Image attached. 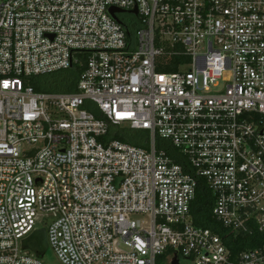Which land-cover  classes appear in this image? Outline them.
Wrapping results in <instances>:
<instances>
[{
    "label": "built area",
    "instance_id": "obj_1",
    "mask_svg": "<svg viewBox=\"0 0 264 264\" xmlns=\"http://www.w3.org/2000/svg\"><path fill=\"white\" fill-rule=\"evenodd\" d=\"M75 65L77 92L34 89ZM202 188L264 235V0H0V264H47L42 229L61 264H264L196 225Z\"/></svg>",
    "mask_w": 264,
    "mask_h": 264
},
{
    "label": "trees",
    "instance_id": "obj_2",
    "mask_svg": "<svg viewBox=\"0 0 264 264\" xmlns=\"http://www.w3.org/2000/svg\"><path fill=\"white\" fill-rule=\"evenodd\" d=\"M86 60V57H82ZM187 62V58L180 57L171 60L172 66L167 68H160L159 71L163 73H175L178 71L177 66L180 63ZM83 71V66L75 65L73 68L63 71H58L48 75L38 76L32 79V85L37 92L47 93H75L78 91V79ZM87 108L94 114L99 116V111L92 103L87 104ZM125 130H128L126 132ZM116 139L123 142L130 143L134 146L147 148L146 139L147 134L139 131L133 133L129 129H121L117 132ZM160 148L166 149L180 163L182 159L177 158L176 151L173 150L168 143L163 140L158 141ZM213 200L206 188L200 189L196 203L193 206L194 215L196 218V225L215 229L226 241L228 247L234 254L239 253L248 248H253L264 243V235L255 233L253 236L234 235L227 229L212 219Z\"/></svg>",
    "mask_w": 264,
    "mask_h": 264
},
{
    "label": "water",
    "instance_id": "obj_3",
    "mask_svg": "<svg viewBox=\"0 0 264 264\" xmlns=\"http://www.w3.org/2000/svg\"><path fill=\"white\" fill-rule=\"evenodd\" d=\"M110 12L115 17V14L120 11H118L117 9H111ZM135 13L137 14V10L135 11ZM24 248L32 250L40 257L45 256L48 249L45 230H38L31 238L25 240ZM174 264H177V262H175Z\"/></svg>",
    "mask_w": 264,
    "mask_h": 264
},
{
    "label": "rangeland",
    "instance_id": "obj_4",
    "mask_svg": "<svg viewBox=\"0 0 264 264\" xmlns=\"http://www.w3.org/2000/svg\"><path fill=\"white\" fill-rule=\"evenodd\" d=\"M124 16L126 17V15H124ZM124 16H123V17H124ZM229 78H230V76L227 75V76L225 77V81H226V80H229ZM223 83H224V82H223ZM125 131L128 132V130H125ZM132 132H133V133H136V132L138 133L139 131H132ZM44 260H45V262H46L47 264H61L60 261L57 259L55 253H54L50 248L47 249Z\"/></svg>",
    "mask_w": 264,
    "mask_h": 264
},
{
    "label": "flooded vegetation",
    "instance_id": "obj_5",
    "mask_svg": "<svg viewBox=\"0 0 264 264\" xmlns=\"http://www.w3.org/2000/svg\"><path fill=\"white\" fill-rule=\"evenodd\" d=\"M36 240V239H35Z\"/></svg>",
    "mask_w": 264,
    "mask_h": 264
}]
</instances>
